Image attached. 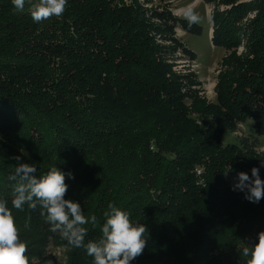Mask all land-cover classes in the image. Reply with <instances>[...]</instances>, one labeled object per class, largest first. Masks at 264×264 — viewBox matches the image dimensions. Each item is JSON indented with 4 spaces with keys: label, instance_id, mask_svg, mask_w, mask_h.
Returning a JSON list of instances; mask_svg holds the SVG:
<instances>
[{
    "label": "trees",
    "instance_id": "1",
    "mask_svg": "<svg viewBox=\"0 0 264 264\" xmlns=\"http://www.w3.org/2000/svg\"><path fill=\"white\" fill-rule=\"evenodd\" d=\"M228 5L212 16V43L235 51L245 40L248 54L224 60L211 102L159 43L197 59L169 34L177 25L199 34L198 23L141 0H68L61 17L37 24L27 6L16 13L0 0V197L11 207L18 162L34 164L37 176L56 166L65 199L97 217L85 243L100 238L112 202L147 228L131 264H246L243 249L264 231V198L250 202L227 176L256 167L264 180V0ZM250 121L249 136L224 142ZM12 211L30 264L51 246L66 249V264H93L49 230L39 209Z\"/></svg>",
    "mask_w": 264,
    "mask_h": 264
},
{
    "label": "clouds",
    "instance_id": "2",
    "mask_svg": "<svg viewBox=\"0 0 264 264\" xmlns=\"http://www.w3.org/2000/svg\"><path fill=\"white\" fill-rule=\"evenodd\" d=\"M68 0H11L16 13H24L26 6L34 23H42L52 17H61ZM189 26L200 22V16L189 5L182 10ZM19 161L20 157H16ZM264 163V162H262ZM34 164L18 162L14 174L9 177L15 181L11 192V200L0 197V264H30L28 244L20 238V229L12 209L24 211V206L36 211L49 225V230L59 233L63 240L73 248H83L93 258V264H131L142 255L146 247L147 228L139 222H133L131 213L110 202L103 212L104 221L100 225L101 236L97 240H89L87 225L96 226L97 217L86 216L81 205L65 199L68 184L65 173L56 166L37 176ZM69 178H73L69 172ZM234 190L245 192V198L258 203L264 198V180H261L259 169H251V178L245 172L238 173V182ZM31 217L25 221L29 227ZM243 256L248 257L246 264H264V231L258 233L256 243L243 249Z\"/></svg>",
    "mask_w": 264,
    "mask_h": 264
},
{
    "label": "rangeland",
    "instance_id": "3",
    "mask_svg": "<svg viewBox=\"0 0 264 264\" xmlns=\"http://www.w3.org/2000/svg\"><path fill=\"white\" fill-rule=\"evenodd\" d=\"M147 10H166L173 14L175 17L184 18L182 10L191 5L197 14L200 16V28L201 32L198 34H190L186 32L181 26L172 27V31L169 35H173L175 40H179L185 46H188L193 52H195L197 59H193L187 52H185L182 46H178L176 42L164 43L159 41L161 46L173 51V55L170 57L172 64L175 66V70L182 73H193L197 76L200 85L198 90L201 91V95L208 101H215L217 97V84L219 76L224 71V60L232 53L236 52L237 56H243L248 54L245 40L241 45L234 50H225L223 48H217L214 46L213 37L215 26L212 21L214 13L219 11L223 13L225 10L231 8L230 3L239 4L243 2H252L255 0H141ZM146 2V3H145ZM227 4V5H226ZM257 15V11H251L248 16L241 23V26L248 25V23L254 19ZM156 24H161L155 19ZM172 22V21H170ZM172 24V23H171ZM252 122L239 126V130L236 133H227L224 136L225 143H236L240 137H246L251 134ZM259 152L264 153V138H261V145L257 149ZM238 173L229 174L227 180L229 184L234 187L237 183L232 181V178H237ZM39 264H66V249L51 246L48 249L47 256Z\"/></svg>",
    "mask_w": 264,
    "mask_h": 264
},
{
    "label": "built area",
    "instance_id": "4",
    "mask_svg": "<svg viewBox=\"0 0 264 264\" xmlns=\"http://www.w3.org/2000/svg\"><path fill=\"white\" fill-rule=\"evenodd\" d=\"M240 127H242V125H239ZM239 130V128L237 129V131ZM236 131V132H237ZM235 132V133H236ZM198 173V175H201V171H198L197 172ZM245 173H247L248 175H249V177L251 178V173L250 172H245ZM232 181H236V182H238V177L237 178H232ZM200 183H203V181H201ZM232 187V186H231ZM233 188V190H234V187H232ZM234 191H236V192H241L240 190H234Z\"/></svg>",
    "mask_w": 264,
    "mask_h": 264
},
{
    "label": "water",
    "instance_id": "5",
    "mask_svg": "<svg viewBox=\"0 0 264 264\" xmlns=\"http://www.w3.org/2000/svg\"><path fill=\"white\" fill-rule=\"evenodd\" d=\"M157 197V195H155Z\"/></svg>",
    "mask_w": 264,
    "mask_h": 264
}]
</instances>
